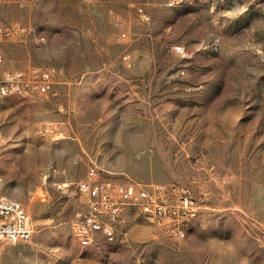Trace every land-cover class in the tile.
I'll list each match as a JSON object with an SVG mask.
<instances>
[{
    "label": "rangeland",
    "instance_id": "374dc122",
    "mask_svg": "<svg viewBox=\"0 0 264 264\" xmlns=\"http://www.w3.org/2000/svg\"><path fill=\"white\" fill-rule=\"evenodd\" d=\"M14 21L45 39L0 38L9 68L62 72L57 96L0 104V194L34 226L0 241V264H264V0H0ZM93 161L105 179L191 186L201 212L186 236L129 207L126 235L81 245L87 196L43 172L79 180Z\"/></svg>",
    "mask_w": 264,
    "mask_h": 264
},
{
    "label": "built area",
    "instance_id": "2783aa9c",
    "mask_svg": "<svg viewBox=\"0 0 264 264\" xmlns=\"http://www.w3.org/2000/svg\"><path fill=\"white\" fill-rule=\"evenodd\" d=\"M176 0H166L174 6ZM14 34L23 38L42 42L45 36L32 25L21 21L10 24L0 22V38L10 39ZM125 37V33L118 39ZM176 50H183L176 46ZM62 70L55 66H29L11 69L8 60L0 48V95L15 92L21 96L41 95L57 96L55 84ZM59 137V130L50 129ZM60 167H51L43 172L46 184L52 181L63 195L74 197L87 196L85 208L75 223V231L83 241L96 243L115 242L124 220L125 210L135 207L139 212H146L154 220V227L174 238H184V228L201 212L199 198L193 188L183 183L144 182L133 178L112 180L101 176L100 166L93 161L87 169L85 178L79 180L56 179L65 176ZM3 177L0 175V186ZM45 194L47 190H43ZM34 235V226L24 205L17 199L0 194V241L20 243L30 241Z\"/></svg>",
    "mask_w": 264,
    "mask_h": 264
},
{
    "label": "bare ground",
    "instance_id": "6f19581e",
    "mask_svg": "<svg viewBox=\"0 0 264 264\" xmlns=\"http://www.w3.org/2000/svg\"><path fill=\"white\" fill-rule=\"evenodd\" d=\"M8 95H19V93H15V92H4V93H2L0 95V104H1L2 100ZM65 196H68V195H65ZM142 213L144 214V218L146 217L148 220H150L151 222L154 223V220L152 219V217H148L146 212H142ZM186 230H188V229H186ZM76 236L79 239L80 244L83 245V246H89V245H92V244H96V243H88L87 241H83V238L78 236V232H76ZM184 236H186L185 235V228H184Z\"/></svg>",
    "mask_w": 264,
    "mask_h": 264
}]
</instances>
